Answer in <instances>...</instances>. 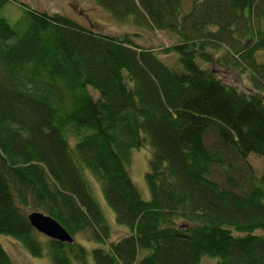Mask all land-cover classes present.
I'll return each instance as SVG.
<instances>
[{
	"label": "trees",
	"instance_id": "1",
	"mask_svg": "<svg viewBox=\"0 0 264 264\" xmlns=\"http://www.w3.org/2000/svg\"><path fill=\"white\" fill-rule=\"evenodd\" d=\"M95 1L119 22L170 34L162 50L178 58L21 2L12 23V0H0V233L53 264H264V172L248 160L264 157V0ZM220 49L256 92L201 65ZM142 147L149 199L130 171ZM94 181L129 235L111 240ZM32 211L73 242L41 238ZM0 264H17L1 243Z\"/></svg>",
	"mask_w": 264,
	"mask_h": 264
},
{
	"label": "rangeland",
	"instance_id": "2",
	"mask_svg": "<svg viewBox=\"0 0 264 264\" xmlns=\"http://www.w3.org/2000/svg\"><path fill=\"white\" fill-rule=\"evenodd\" d=\"M18 2L24 3L32 9L47 11L49 13L58 12L66 14L83 25L103 33L119 35L129 32L135 37L137 42L155 48L158 51L159 56L168 64H173L178 58L177 53H166L162 50L164 46H169L174 43L175 38L170 36V34L163 30L152 31L137 27L132 23L119 22L113 18L108 11L101 8L95 0H12V2L8 3L3 10V15L12 23H15V21L21 17L23 12ZM190 2L191 0H184L186 9L189 8ZM223 57L230 60L227 52L220 49L215 52L213 57L214 60L212 62L206 63L201 60H199V62L204 67L213 68L217 76L226 83L235 85L240 90L248 93L256 92L257 89L254 88L253 83L251 82L249 72L233 65L231 60L224 66L219 65L216 62V59H223ZM257 58L260 61H264V50L257 53ZM150 157L151 149L149 147L133 148L131 150L130 171L132 178L145 199L150 198V191L145 176L149 169ZM248 160L257 175H261L264 172V157L251 153ZM94 191L112 225L111 240H119L124 236L129 235V228L116 222L115 212L106 202L100 185L96 181H94ZM256 232L264 234V229H258ZM41 238L45 240L48 236L42 234ZM76 239L90 248L97 246L96 242L87 241L84 238V234L77 235ZM0 243L4 246L11 259L17 264H53L52 259L47 252L43 256H36L25 246L24 243H22V241L11 235L0 233ZM217 261V257L205 255L200 264H216ZM73 264L83 263L74 261ZM86 264H96V262H94V259L91 257Z\"/></svg>",
	"mask_w": 264,
	"mask_h": 264
},
{
	"label": "water",
	"instance_id": "3",
	"mask_svg": "<svg viewBox=\"0 0 264 264\" xmlns=\"http://www.w3.org/2000/svg\"><path fill=\"white\" fill-rule=\"evenodd\" d=\"M29 220L41 234L61 242L72 243L74 240V237L60 222L43 211H32L29 214Z\"/></svg>",
	"mask_w": 264,
	"mask_h": 264
}]
</instances>
